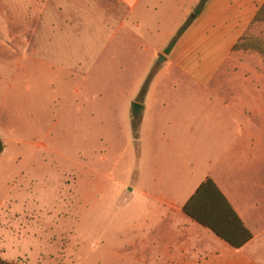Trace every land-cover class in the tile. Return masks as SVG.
I'll use <instances>...</instances> for the list:
<instances>
[{
    "label": "rangeland",
    "instance_id": "1",
    "mask_svg": "<svg viewBox=\"0 0 264 264\" xmlns=\"http://www.w3.org/2000/svg\"><path fill=\"white\" fill-rule=\"evenodd\" d=\"M176 11L165 0H0L1 258L134 264L127 252L150 226L131 103L167 90L150 102L172 107L174 91L196 87L170 63L155 67ZM245 34L264 47V22ZM246 66L259 73L229 65L221 86L254 90L264 108L263 61Z\"/></svg>",
    "mask_w": 264,
    "mask_h": 264
},
{
    "label": "crops",
    "instance_id": "2",
    "mask_svg": "<svg viewBox=\"0 0 264 264\" xmlns=\"http://www.w3.org/2000/svg\"><path fill=\"white\" fill-rule=\"evenodd\" d=\"M199 2L165 0L166 8L176 6L177 20L163 42L165 49L172 35L188 22L164 54V63L196 87L174 91L182 98L172 107L165 105L164 98L159 106L150 102L155 92L164 97L167 90L148 89L138 101L144 108L136 129V166L141 169V195L150 227L127 252L134 264H264L261 95L252 89L221 86L225 76L229 80L225 72L229 65L239 70L236 76L246 77L259 73L247 68V62L264 64L261 54L233 50L264 1L208 0L198 14L189 17ZM207 61L213 62L210 69L204 68ZM206 179L216 184L251 233L243 246L233 247L183 212L184 204ZM159 239L166 247L164 256L156 251Z\"/></svg>",
    "mask_w": 264,
    "mask_h": 264
},
{
    "label": "trees",
    "instance_id": "3",
    "mask_svg": "<svg viewBox=\"0 0 264 264\" xmlns=\"http://www.w3.org/2000/svg\"><path fill=\"white\" fill-rule=\"evenodd\" d=\"M206 1L201 0L199 2L195 14L204 8ZM253 21L264 22V3L258 7ZM187 24L188 22L179 30L178 37L183 33ZM245 37H242L234 45L233 50L256 49L264 60V47L250 45L245 41ZM176 40V38L173 39L165 48V54L170 52ZM183 212L233 247H241L251 238V233L244 228L223 193L211 179H206L198 186L195 193L184 204ZM0 264L20 263L7 261L0 257Z\"/></svg>",
    "mask_w": 264,
    "mask_h": 264
},
{
    "label": "water",
    "instance_id": "4",
    "mask_svg": "<svg viewBox=\"0 0 264 264\" xmlns=\"http://www.w3.org/2000/svg\"><path fill=\"white\" fill-rule=\"evenodd\" d=\"M167 61V57L163 53H157V61L155 67L163 65ZM143 105L140 102L134 101L131 103V117L133 120H139L143 111Z\"/></svg>",
    "mask_w": 264,
    "mask_h": 264
}]
</instances>
